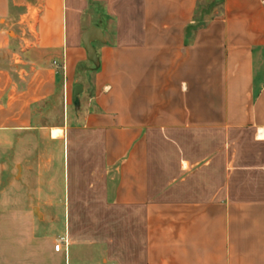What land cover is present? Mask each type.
Returning a JSON list of instances; mask_svg holds the SVG:
<instances>
[{"label":"crops","instance_id":"0c3cea01","mask_svg":"<svg viewBox=\"0 0 264 264\" xmlns=\"http://www.w3.org/2000/svg\"><path fill=\"white\" fill-rule=\"evenodd\" d=\"M3 20L22 195L0 264H264V0H0Z\"/></svg>","mask_w":264,"mask_h":264},{"label":"rangeland","instance_id":"374dc122","mask_svg":"<svg viewBox=\"0 0 264 264\" xmlns=\"http://www.w3.org/2000/svg\"><path fill=\"white\" fill-rule=\"evenodd\" d=\"M18 11L15 12L14 16H9L8 20L10 21L9 27L7 26L6 29L10 31L11 35H15V28L12 26L15 19L19 17ZM4 25L5 21L3 20L0 25ZM85 79H82V82H84ZM81 81L78 83H82ZM71 105H73V102L70 101ZM61 131V130H58ZM57 130L55 127L51 129V136L53 138H57ZM33 145L41 146V148L44 147L41 140L37 137H33L32 140ZM53 148L56 150L59 148L58 142L53 143ZM13 149L12 146L8 143H5L3 139H0V211H3V209L8 208L7 205L8 198L10 196H21L22 192L21 190L15 188V182L18 180L19 177H17V173L19 172V169L21 168L18 164V160L13 157ZM38 209V208H37ZM36 214L38 216L42 217V214L38 211H36ZM1 222V221H0ZM85 223L92 222V221H83ZM47 224L50 225L52 222L49 220L47 221ZM53 234V236H59L63 233H65V225L64 221H57L49 228ZM6 232V230H5ZM7 233V232H6Z\"/></svg>","mask_w":264,"mask_h":264},{"label":"water","instance_id":"95a60500","mask_svg":"<svg viewBox=\"0 0 264 264\" xmlns=\"http://www.w3.org/2000/svg\"><path fill=\"white\" fill-rule=\"evenodd\" d=\"M82 41L87 51L89 60L95 63L96 66H99L98 54L94 43L96 41H102V42L105 41L102 28L99 25L91 26L87 31L84 32L82 36ZM82 91H83L82 84H76L74 86L73 89L74 104L76 105L79 104V95Z\"/></svg>","mask_w":264,"mask_h":264},{"label":"built area","instance_id":"2783aa9c","mask_svg":"<svg viewBox=\"0 0 264 264\" xmlns=\"http://www.w3.org/2000/svg\"><path fill=\"white\" fill-rule=\"evenodd\" d=\"M67 238L66 237H58L55 243V250L60 251L64 244H67Z\"/></svg>","mask_w":264,"mask_h":264}]
</instances>
